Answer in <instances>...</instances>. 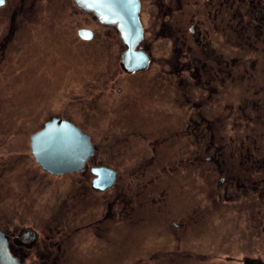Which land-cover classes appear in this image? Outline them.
<instances>
[{
  "label": "flooded vegetation",
  "instance_id": "flooded-vegetation-1",
  "mask_svg": "<svg viewBox=\"0 0 264 264\" xmlns=\"http://www.w3.org/2000/svg\"><path fill=\"white\" fill-rule=\"evenodd\" d=\"M137 1L138 70L123 65L129 48L118 24H104L110 29L103 41L89 28L88 40L78 31L90 43L85 51L96 69L87 87L94 106L81 111L78 102L81 122L77 114L64 118L90 138L94 152L81 171L59 176L78 175V190L89 185L110 193L99 224L113 221L116 209L125 219L145 223L152 209L175 246L191 237L192 223L206 224L216 213L218 225L232 224L246 243L264 240V0ZM64 3L4 0L0 8L8 6L16 33L18 22L47 21L49 6ZM73 5L87 20L101 23L95 12L75 0ZM102 53L108 57L104 69L97 67ZM98 133L108 134L101 143ZM99 169L115 173L105 190L94 187ZM193 178L200 180V205L194 207ZM182 199L186 204L177 206ZM17 228L11 235L1 226L0 231L19 264L71 260L66 240L72 234L64 227L55 229L58 238L52 229L38 234ZM178 255L189 257L174 253L168 261Z\"/></svg>",
  "mask_w": 264,
  "mask_h": 264
},
{
  "label": "rangeland",
  "instance_id": "rangeland-1",
  "mask_svg": "<svg viewBox=\"0 0 264 264\" xmlns=\"http://www.w3.org/2000/svg\"><path fill=\"white\" fill-rule=\"evenodd\" d=\"M7 11L8 6L0 8L2 228L10 235L16 227H20L17 232L34 228L38 234L52 229L58 238L55 229L64 227L72 234L66 240L71 260L66 257L59 264H264V240L246 243L244 236L231 229L232 224L218 225L216 213L206 224L192 223L191 237L171 246L168 231L158 225L161 218L152 209L146 211L145 223H138L136 217L125 219L116 209L113 221L99 224L110 193L95 192L89 185L85 191L78 190V175L60 177L43 171L32 153V136L52 119L77 114L81 122L85 118L77 111L78 102L81 111L94 106L87 87L96 69L85 51L90 43L81 40L78 31L89 28L103 41L110 27L87 20L88 15L76 11L73 0L53 9L49 6L47 21L18 22L16 33L10 30ZM98 56L97 67L108 62L103 53ZM107 135L96 134V142ZM181 184L178 181V189ZM191 184L194 207L200 205L195 192L200 190V180L193 178ZM185 204L184 199L176 203ZM174 253L189 257L178 255L174 263L169 262Z\"/></svg>",
  "mask_w": 264,
  "mask_h": 264
},
{
  "label": "water",
  "instance_id": "water-1",
  "mask_svg": "<svg viewBox=\"0 0 264 264\" xmlns=\"http://www.w3.org/2000/svg\"><path fill=\"white\" fill-rule=\"evenodd\" d=\"M4 0L0 2L3 5ZM75 3L88 12H95L99 21L106 25L118 24L129 48L123 60L125 69L136 71L138 67L133 64L138 57L134 53L141 29L138 20L137 0H75ZM79 36L88 40L92 34L89 30H80ZM137 61V60H136ZM90 138L84 135L77 127L63 119H53L46 123L43 130L32 136V153L37 164L46 173L59 176L81 171L84 164L93 155ZM107 169H99V176L94 183L98 190H105L114 183V175ZM110 175V176H109ZM106 177V179H105ZM99 182L102 187L97 185ZM0 264H19L16 259L9 255L4 233L0 231Z\"/></svg>",
  "mask_w": 264,
  "mask_h": 264
},
{
  "label": "snow or ice",
  "instance_id": "snow-or-ice-1",
  "mask_svg": "<svg viewBox=\"0 0 264 264\" xmlns=\"http://www.w3.org/2000/svg\"><path fill=\"white\" fill-rule=\"evenodd\" d=\"M0 2H2V0H0Z\"/></svg>",
  "mask_w": 264,
  "mask_h": 264
}]
</instances>
